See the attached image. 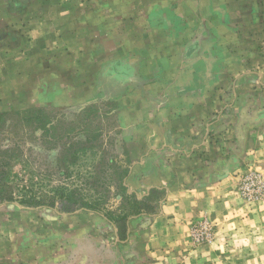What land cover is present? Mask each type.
<instances>
[{
    "label": "rangeland",
    "instance_id": "1",
    "mask_svg": "<svg viewBox=\"0 0 264 264\" xmlns=\"http://www.w3.org/2000/svg\"><path fill=\"white\" fill-rule=\"evenodd\" d=\"M125 1L114 5L125 48L0 100V192L15 198L0 200V252L36 243L47 257L74 254L84 238L78 263H124L107 216L126 215L128 225L141 216L133 198L152 173L165 187L156 212L138 221L143 264H264V0ZM125 49L141 58V76L109 96V59ZM59 188L71 194L68 213L25 204ZM172 191L184 203L174 210L179 239L149 244L152 216Z\"/></svg>",
    "mask_w": 264,
    "mask_h": 264
},
{
    "label": "crops",
    "instance_id": "2",
    "mask_svg": "<svg viewBox=\"0 0 264 264\" xmlns=\"http://www.w3.org/2000/svg\"><path fill=\"white\" fill-rule=\"evenodd\" d=\"M115 1L0 0L1 105L4 102L3 98H7V96L13 97L18 89L26 87L29 91L31 90L32 82L35 84L40 80H43L42 83L45 82L46 75L51 80H64L65 82V78L68 75L73 77V74L77 75L80 72L79 66L83 65L84 62L85 64L93 65L100 60L99 58L104 48L107 49L106 52L114 51L113 54L119 47L125 48L121 46L124 43L120 44L115 40L118 31H120L119 25H121L119 22V25L116 26L118 23H116ZM21 2H24L26 6ZM75 2L76 5L74 7ZM10 4L11 6H8ZM126 4L127 8H130L131 5L127 2ZM155 11L150 13L155 14L156 17L162 13L159 12L162 9ZM106 40L108 41L104 44ZM125 52L126 49L125 51L123 50V56L109 59L111 64L108 69L109 73L107 75L104 74V78L107 80L106 93L109 96L116 95L115 93L119 90L120 84L121 86L123 84L131 85L128 76H141L133 68V66L137 65V59L141 58L129 60ZM205 54L209 55V53ZM55 65L56 67L52 68ZM139 65H141V62H139ZM117 67L122 68L121 73L116 72ZM74 69L76 71L72 72ZM65 70L69 73H65ZM136 73L139 74L136 75ZM37 74L42 75V77H38ZM257 81L259 82L258 79ZM205 93L208 94V92ZM209 94L212 95L213 92L211 91ZM208 111H212L211 104H209ZM146 178L147 184L144 188L143 196L153 189L152 187H157V189L165 187V181L155 178L152 173ZM175 197L173 191L169 192L167 200L161 206V211L157 215L152 216L153 219L148 229L149 244L153 241L155 242L156 239L168 240V235H171V240L175 242L179 239L178 232L183 223L177 220V214L174 210L181 213L184 203L177 202ZM205 207V204L199 205L200 209ZM30 210L33 212L50 210L58 214V211L53 209L35 208ZM209 211L212 210L210 209ZM76 215L69 214L67 216L72 221V219H79L78 215ZM148 217L150 218L144 213L137 218H133L129 223V230L125 240H119L117 230L113 229V244L120 247L118 254L120 252L123 254V256L117 254L119 259L124 262L121 263L119 261L118 264H143V226L139 225L138 221ZM169 229L172 231L170 234H168ZM83 239L76 240L75 245L72 246V248L79 247V251H74V254L70 252V247H66L67 251L61 252L60 255L50 254L48 257L40 249L37 251V248H35L37 246L36 243L25 247V251L24 248L21 249L20 247L17 252L3 248L0 252V264H117V262L101 263L95 256L90 259L88 258L89 256H86L85 260L78 263L80 254L84 250V246L81 243ZM112 247L108 246L107 253L115 259L117 255L113 251L115 252L116 250ZM132 258H138L139 260L136 262Z\"/></svg>",
    "mask_w": 264,
    "mask_h": 264
},
{
    "label": "trees",
    "instance_id": "3",
    "mask_svg": "<svg viewBox=\"0 0 264 264\" xmlns=\"http://www.w3.org/2000/svg\"><path fill=\"white\" fill-rule=\"evenodd\" d=\"M1 116V115H0ZM67 190L64 188H59L54 192L53 195L42 193L39 195L38 200L35 198H31L30 200H26L25 204L27 207L32 208H45V209H54L60 205V210L62 212H70L73 210L72 199H70L71 194H66ZM164 190L161 189H151L149 192L141 196L140 198H133L132 202V213L134 215L139 214H153L156 212L158 207V201L163 198ZM0 200L5 203H12L15 198L12 195V191L9 192H0ZM77 203V202H74ZM78 208L85 209L89 212H95L94 208L84 202H79L77 205ZM111 222L112 226L117 230V237L119 240H125L127 238L128 232V219L126 215H121L116 218H108Z\"/></svg>",
    "mask_w": 264,
    "mask_h": 264
}]
</instances>
